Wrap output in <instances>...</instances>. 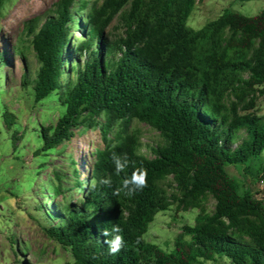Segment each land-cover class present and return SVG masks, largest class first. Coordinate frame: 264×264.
Instances as JSON below:
<instances>
[{
  "label": "trees",
  "instance_id": "obj_1",
  "mask_svg": "<svg viewBox=\"0 0 264 264\" xmlns=\"http://www.w3.org/2000/svg\"><path fill=\"white\" fill-rule=\"evenodd\" d=\"M199 1L54 0L22 23L21 44L36 66L30 76L21 53L19 83L34 101L53 92L64 107L40 129L39 150L69 142L79 127L98 134L80 165L66 155L67 171L55 167L42 194L40 229L68 249L69 264H264V202L245 183L264 180V114L253 110L264 96V9H223L193 30L186 19ZM115 18L121 32L112 37L106 29ZM7 42L11 58L1 54L11 68L18 43ZM132 122L159 140L142 143ZM113 153L129 159L119 175ZM136 169L146 170V186L115 195ZM101 178L111 186L91 188ZM172 203L197 214L164 250L142 235ZM114 225L124 245L109 254L105 240L117 233H101ZM11 250L17 255L15 241Z\"/></svg>",
  "mask_w": 264,
  "mask_h": 264
},
{
  "label": "rangeland",
  "instance_id": "obj_2",
  "mask_svg": "<svg viewBox=\"0 0 264 264\" xmlns=\"http://www.w3.org/2000/svg\"><path fill=\"white\" fill-rule=\"evenodd\" d=\"M53 1L0 0V264H22L21 261L24 264L71 262L68 249L61 247L40 229V224L44 223L40 203L44 202L42 194L45 193L46 181L52 179V170L57 167L67 171L66 155H71L80 165L89 152L87 141L98 140L95 128L79 127L69 142L55 149L39 150L40 129L52 125L64 107L58 103L53 92L41 100H33L30 86H21L19 83L18 58L21 53L25 54L32 76L36 63L32 52L21 44L26 38L21 31L22 23L45 12ZM223 9L254 15L264 9V0H201L192 7L186 25L193 30L199 29ZM106 31L112 37L121 32L116 18L110 22ZM7 39L10 44L18 43L14 47L16 58L11 59V68L1 54L4 51L10 56ZM253 110L257 115L264 114L263 95L257 96ZM130 128L137 131L142 143L151 144L159 140L158 134L146 124L132 122ZM140 151L147 153L145 146ZM261 155L263 158L260 157L259 161L264 165V150ZM227 171L236 174L233 167H228ZM169 182V178L161 181V186L168 192L172 190ZM245 183L254 196L262 198L264 202V180L249 182L246 179ZM78 197L77 192L71 193L70 198ZM60 199V196H54L52 201ZM212 205L213 200L207 197L205 208L211 210ZM196 214L195 208L183 211L172 203L168 209L154 214L142 237L145 241L169 250L180 227L192 224ZM14 241L19 249L17 255L11 250Z\"/></svg>",
  "mask_w": 264,
  "mask_h": 264
},
{
  "label": "clouds",
  "instance_id": "obj_3",
  "mask_svg": "<svg viewBox=\"0 0 264 264\" xmlns=\"http://www.w3.org/2000/svg\"><path fill=\"white\" fill-rule=\"evenodd\" d=\"M119 123V122H117ZM112 160L115 165V173L116 175H119L121 172L125 170V168L129 165V159L127 157V154L123 155H117L116 153H113ZM146 176L147 172L144 169H136L133 173L131 178H125L122 180L121 187L117 188L114 192L115 195H118L121 191L124 192L126 196H132L135 194L137 190L143 189V187L146 186ZM101 186H111V179L110 178H101L99 181L96 179H92L90 184L91 188L95 189L97 187V184ZM122 229L118 225H114L111 229V233L105 229L102 231L101 235L108 237L112 233H117L116 235H113L112 239L105 240V243L109 247V254H116L118 253L121 248L124 245V239L122 235H119L121 233ZM137 243L140 242L139 238L136 241Z\"/></svg>",
  "mask_w": 264,
  "mask_h": 264
}]
</instances>
